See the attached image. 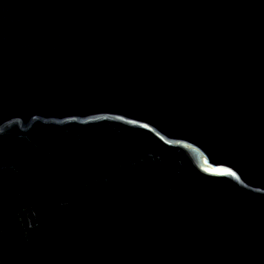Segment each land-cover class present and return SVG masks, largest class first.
<instances>
[{"label":"water","instance_id":"95a60500","mask_svg":"<svg viewBox=\"0 0 264 264\" xmlns=\"http://www.w3.org/2000/svg\"><path fill=\"white\" fill-rule=\"evenodd\" d=\"M0 264H264V0H0Z\"/></svg>","mask_w":264,"mask_h":264}]
</instances>
